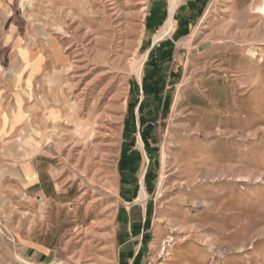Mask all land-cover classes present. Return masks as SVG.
<instances>
[{
	"label": "rangeland",
	"instance_id": "rangeland-1",
	"mask_svg": "<svg viewBox=\"0 0 264 264\" xmlns=\"http://www.w3.org/2000/svg\"><path fill=\"white\" fill-rule=\"evenodd\" d=\"M169 4L0 0V264H264V0Z\"/></svg>",
	"mask_w": 264,
	"mask_h": 264
},
{
	"label": "crops",
	"instance_id": "crops-1",
	"mask_svg": "<svg viewBox=\"0 0 264 264\" xmlns=\"http://www.w3.org/2000/svg\"><path fill=\"white\" fill-rule=\"evenodd\" d=\"M202 1L203 0H183L180 5H178V13L176 16L177 21L175 25L176 28L172 30V33L169 36L170 41L167 42H173L172 37L178 39L188 35L191 27L190 19L194 17V14L197 15V13L200 11ZM22 179H24V181L29 180L28 177H22Z\"/></svg>",
	"mask_w": 264,
	"mask_h": 264
},
{
	"label": "bare ground",
	"instance_id": "bare-ground-1",
	"mask_svg": "<svg viewBox=\"0 0 264 264\" xmlns=\"http://www.w3.org/2000/svg\"><path fill=\"white\" fill-rule=\"evenodd\" d=\"M178 4V0H170V4H169V16L166 18L164 24H163V28L161 29V31L157 34V36L155 38H161L163 36H165L170 30L173 29V24H174V12L175 9L177 7Z\"/></svg>",
	"mask_w": 264,
	"mask_h": 264
},
{
	"label": "trees",
	"instance_id": "trees-1",
	"mask_svg": "<svg viewBox=\"0 0 264 264\" xmlns=\"http://www.w3.org/2000/svg\"><path fill=\"white\" fill-rule=\"evenodd\" d=\"M167 55H168V56L170 55V50H169V49H167L166 52H165V54H164V56H166V57H167ZM151 80H152V79L150 78L149 81H151Z\"/></svg>",
	"mask_w": 264,
	"mask_h": 264
},
{
	"label": "water",
	"instance_id": "water-1",
	"mask_svg": "<svg viewBox=\"0 0 264 264\" xmlns=\"http://www.w3.org/2000/svg\"><path fill=\"white\" fill-rule=\"evenodd\" d=\"M154 44V42H152Z\"/></svg>",
	"mask_w": 264,
	"mask_h": 264
}]
</instances>
